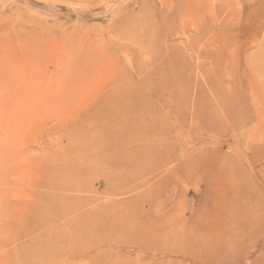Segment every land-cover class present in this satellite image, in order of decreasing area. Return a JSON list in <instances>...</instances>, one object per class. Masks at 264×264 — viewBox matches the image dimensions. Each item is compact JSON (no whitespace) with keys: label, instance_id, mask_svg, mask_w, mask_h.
<instances>
[{"label":"rangeland","instance_id":"obj_1","mask_svg":"<svg viewBox=\"0 0 264 264\" xmlns=\"http://www.w3.org/2000/svg\"><path fill=\"white\" fill-rule=\"evenodd\" d=\"M158 43L169 47L160 51ZM169 55L181 69V79L191 76L193 89L205 82L201 72L206 71L215 84L235 82L238 76L232 74L247 69L246 56H252L255 68H264V0H0V264H264V218L252 223L255 229L246 239L211 236L212 242L206 243L208 238L202 235L217 208L214 186L204 171H197L193 178L169 176L170 170L183 166L184 157L155 169L144 164L141 177L123 180L103 176L95 168L84 175L82 167L80 172L77 167L92 163L70 159L72 150L82 149L95 138L83 135L88 126L80 116L95 99L78 102L81 94L89 93L87 85L93 77L101 76L94 74L92 64L119 66L120 83L126 84L150 74ZM124 69L130 71L129 79L124 77ZM218 70L225 71L223 80ZM247 84L249 87L250 82ZM254 87L251 84L252 91ZM245 89L244 98L252 102V93ZM223 91L225 96L232 93ZM205 92L203 99L210 98ZM49 96L53 99H46ZM164 99L155 97L154 101L157 106L168 102V111L173 103L168 94ZM255 99L264 103V94ZM134 114L117 117L122 122L117 128L120 132L110 138L127 139L120 141L119 148H132L135 143L128 139L142 133L146 136L137 145L175 138L178 145L171 152L193 149L191 154L196 155L204 142L211 148L216 140L224 154L233 157L240 153L241 162L252 172L250 179L264 187V176L256 178L260 161L255 163L251 154L259 142L254 131L264 136L263 126H258L262 119L254 118L235 129L222 120L217 126L222 132L212 135L203 130V120L204 125L195 123L201 127L191 132L193 120L188 112L189 127L181 135L176 115ZM126 118L131 125L125 124ZM167 122L175 127L170 134L160 136L154 131ZM154 124H158L155 129ZM140 125L148 130L138 131ZM102 148V144L90 147L88 153L104 159L121 150L112 147L116 151L101 152ZM166 182L161 191L159 187ZM158 211L165 212L171 233L180 235L173 244L180 252H170L173 246L158 239L144 245L138 239L125 238L129 229L140 228L144 222L149 225L146 230L155 231L152 225L157 224L154 213ZM146 213L145 221L141 217ZM226 224L219 225L222 231ZM111 233L115 236L110 237ZM159 245L170 248L169 254L158 250Z\"/></svg>","mask_w":264,"mask_h":264},{"label":"bare ground","instance_id":"obj_2","mask_svg":"<svg viewBox=\"0 0 264 264\" xmlns=\"http://www.w3.org/2000/svg\"><path fill=\"white\" fill-rule=\"evenodd\" d=\"M163 16H165V15L163 14ZM128 23H130V22H128ZM132 25H133V29L137 28V26L134 22ZM129 28L130 27H128V29ZM142 30H143V32H145L144 29H142ZM134 31L136 32L137 29H135ZM143 45L147 46L146 43ZM168 47H169L168 43H163L162 45L160 44V46L158 43V50H160V51L165 50ZM188 50H189V47H188ZM159 54H161V53L158 52L157 56H159ZM219 54L217 53V55H219ZM246 57H247V59L246 58L243 59V63H245V65L247 64L246 71H240L238 73L234 72L232 74L234 76H238V79H236L235 82L234 81H233V83L229 82V83L225 84L224 86L222 84H219V83L215 84L214 79L212 82L211 77H209L210 74L208 75L207 71H206V72H201V75H202L205 82L203 84L197 83L194 86L195 87L194 89H193L192 82L190 79L191 76H190V78H187L186 80H183L180 78L179 75L181 73V69H179L178 64L175 63L174 57L172 55L171 56L169 55L166 59H163V61L155 69H153V71H150L151 73L147 74V76L138 79V81H133V82L130 81L126 84L120 83V80H122V79L118 75L119 74L118 71L121 70L119 66L115 65V67L111 68L109 65L104 64V62H102V64H98V65L92 64L94 67L93 69H95L94 74L96 72L98 74L101 73V76H99V78L96 75L93 77L95 79L92 80L90 82V84L87 85V89H88L89 93L88 94H86V93L81 94V96L78 99V102L84 103V101L95 99V101H93L92 105L90 107H88L87 109H85L84 112L80 114V116H81V120L85 121V124H87V126H88V130L86 131V133L82 132L83 135L89 134L90 138H91V136L95 137V138L97 136V137H99L98 138L99 140L95 139V138L94 139L91 138V141H87L85 144H83L84 147L82 149H77L74 151L72 150V152H71L72 156L70 157V159L74 160V161L84 159V160H89L90 163H92L90 165H81V166L77 167V170H79L80 167H82L83 171L80 172V170H79V172L84 173V175L89 174V172H91V171H94L91 169L95 168V171H99V173L102 172L103 176L107 175V177L117 178V179L119 178V179L123 180V179H127L129 177L135 178V177L140 176L143 172L142 166L144 164H148V166L155 169L157 167L167 166L168 164H170L174 160H176V158H178V157H184L185 161L183 162V166L182 167H175L172 170H170L169 176H174V177L179 176V177H182L183 179L187 178V176H190L191 178H193L192 176H194V175H195L194 177H196L197 171L198 172L204 171V173L206 175H208V177H206V175H205V177L207 179L208 178L212 179L211 182H212V185L214 186V190H215L214 193H215L216 202H217L215 204L217 206L214 203L213 204L217 208L214 211L215 213H213V215L211 216L212 218H209L210 224L206 226V231L203 232L204 235H202V237L206 236L208 238L207 242H206V240H203V241H201V243L202 244L204 242H206L207 244L211 243L213 240V239L211 240V236H213V237L215 236V237H218L221 239H222V237L224 239V238H229V237H233V236H235V237L236 236H239V237L243 236L244 237L245 235L247 236L248 234L253 232V229H255V227L253 226L252 223L253 222L255 223L256 221L262 220L264 218V187L256 185L255 184L256 182H254L255 179L254 180L250 179L252 172H250L248 170V168L245 166V164L241 162V160H240L241 157H239L241 155L240 153H238L236 156H233V157L228 156L230 154H224L222 152V150L220 149V145H218V141H216V140L213 141L214 144L212 146L210 145L211 148L209 146H206L205 145L206 142H204L201 145V147H199V153H197L196 155L191 154L193 149L192 150H181L180 149L181 151L177 152V153L171 152L169 149H172L173 146L178 145V141L175 138H171V139L164 138V139H160L156 142H150L149 141L148 143L145 142L142 145H137L136 141L138 142L139 139L143 140L145 138L144 136H146L145 134L141 133L142 130H141V132H139L141 134H137V136H132L133 135L132 134L131 135L132 137H130V139H128L127 142L132 143V144L135 143L134 146L132 148H129V149L119 148L120 144H121L120 141L124 140V138H122L119 142L114 138H110L111 135H114L117 132L118 126L122 123V122L121 123L117 122L118 115L121 116V114H124V115L126 114V115L130 116V115L137 113V112H142V113H144V115L145 114H147V115L155 114V116H156V114H157V116H159V118H162L165 115H168V116L169 115H176V118L179 117V120L177 121L178 122L177 125L180 128L179 131H180L181 135L189 127V125L186 123V115L188 114V112L191 114V117H192L191 120H193L192 121L193 123L190 124L191 125V130H190L191 132L195 131L198 127H201L199 124H198V126L195 125V123L199 122L200 124H202V120L205 122V123L203 122L205 125L202 124V125H204V129L203 128L202 129L205 130L206 133H208V132L213 133L212 135H214V134L218 135L219 133L222 132L219 128H217V126H220V122L222 120L223 121L227 120L226 123L229 122V125L233 129H235V128L245 127L251 121H254V118H256V119L260 118V119H262L261 121H263V122H261V124H259L258 126H259V128H261V126H263V128H264V103H259L261 101L260 100L257 101L255 99L256 96H258V98H259V97L263 96V94H264V68L263 67L255 68V64L253 62L252 56H251V58H249L248 56H246ZM176 60H177V58H176ZM154 65H155V63H154ZM113 66H114V64H113ZM2 67H3V65H2ZM89 68H91V67H89ZM186 68H187V66H186ZM224 72L225 71L218 70V75H219L220 80H223ZM123 73H124V77H126L127 79L130 78V71L129 70L124 69ZM227 73H229V72H227ZM88 79H90V77ZM258 79L261 82L259 81V83L257 84ZM244 80H246L247 83H248V81L250 82L249 87L247 86L248 85L247 83H246L247 85L244 84ZM84 82L85 81H83V83ZM251 84H253V86H256V88L254 87L253 91L251 90L253 88V87L251 88ZM245 86L250 90L252 95H254L252 97V95L249 94V97L251 96L252 102H248L247 99L244 98V92H246ZM32 87L34 90L35 89L34 86H32ZM205 89H206V91H208L207 94H210V95H205V96H210V98L205 97L203 99L204 94H206ZM223 89H225V90L230 89L229 92H232V93H230V95L225 96L226 92H224ZM167 94L170 97L169 102L172 101L171 103H173V104H171V106H169L170 110H168V111H166V107H167L166 105L168 104V102H165L164 103L165 105L161 104V106H159L160 104L158 103L159 105L157 106V103H155V101H154L155 97H156V100L158 98V99L164 101L165 95H167ZM192 94H195V95L193 97H191ZM34 95H35V93H34ZM24 96H25V94H24ZM35 96H37V95H35ZM35 96H34V99H35ZM42 96L43 95H39V97H42ZM39 97L36 100L39 101ZM249 97H247V98L249 99ZM51 98L52 97L49 96L46 99H51ZM42 99H45V96L42 97ZM23 103H26V102H23ZM5 104H7V103H5ZM12 104H13V102H12ZM15 104H16V101H15ZM18 104H19V102H18ZM10 105H11V102H10ZM10 105H9V103L7 104V106H9V107H10ZM18 108H20V107H18ZM16 109L17 108L15 106V110ZM204 109H205V111H204ZM15 110H13V112ZM29 110L32 111L31 108H29L28 111ZM65 110H66V108H65ZM60 111H61V109H60ZM202 111H204V112H202ZM16 112L20 113L21 111L18 112V110H17ZM240 116H242V117L240 118ZM187 118H188V116H187ZM129 119H130V117H129ZM129 119L126 118V121H125V124L127 126L131 125ZM168 122L163 123V124L161 123L160 124L161 128H159L158 130L155 129V126L157 127L160 122L158 124H154L153 125L154 126L153 129H155L154 131L155 132L157 131L156 133H158L160 136L162 135V133H164L165 135L170 134V131L173 128V126L170 125V123H168ZM141 124H143V123H141ZM138 125H136V126H138ZM146 126L140 125L137 129H138V131H139V129H144V131H146V130H148L147 127H149L150 125L147 127ZM220 128H222V127H220ZM174 129H175V127H174ZM174 129H172V131ZM197 130H196V132H197ZM123 131H124V129H123ZM133 132H134V130H133ZM151 132H152V129H151ZM206 133L204 132V134H206ZM254 133L258 134L257 140L259 142L257 145H254L252 147L253 151L251 154H252V159L254 160L255 163H258L260 161V163H259L260 168L258 169L259 170V172H258L259 177H256V178L261 179L262 176H264V136L262 137V135H260L261 132L260 133H259V131L257 132V129L254 131ZM149 134H151V133H149ZM129 135H130V133H129ZM100 138H102V139H100ZM125 140H127V139H125ZM99 144H102V146H103V148L100 150L101 152L102 151H104V152L116 151V149L114 150V148H112V147H118L121 150H117V152H115V154H113L110 157H106L104 159L100 158L99 156H97L95 154H89L88 153L90 147H94V146L99 145ZM186 149H188V148H186ZM155 151H159V152H155ZM60 158H62V157H60ZM145 166H147V165H145ZM149 169L150 168H147L146 170L148 171ZM89 170H91V171H89ZM133 170H134V172H132ZM255 170L257 171L256 168H255ZM144 172H145V170H144ZM197 175H198V173H197ZM167 181H168V179H167ZM262 182H264L263 179H262ZM262 182H261V184H262ZM123 184H124V182H123ZM166 184H167V182L164 183L163 185L161 184L159 189H161V191H163ZM249 187H251V190H252L251 193L252 194L249 192L250 191ZM159 194H160V192H159ZM210 201H212V199ZM208 206L211 207V205H208ZM210 207H208V208H210ZM211 208H213V207H211ZM154 214H155V217L157 218V220H156L157 224L152 225L154 227L155 231L150 230V229L146 230L147 227L149 228V225L147 224L148 222L147 223L144 222V225H142L140 228L138 227L137 229H133V230L129 229L128 232L125 233V238L138 239V240H136L137 243H143L144 242L143 243L144 245L148 244V243L155 242L158 239V240H160V242H164L166 244H169L170 246H173L171 249L169 248L170 252L172 250L176 251V252H180V249L175 248V245H173L174 243L179 242V241H176V239H178V237L180 235L171 233V228L168 224L169 221L165 220V219H167L165 217V212H163V211L159 212L158 211L157 213H154ZM204 215H206V214H204ZM144 217L145 218L148 217L147 213L141 218L145 220ZM129 220H131V219H129ZM204 220H205V218H204ZM207 220H208V218H207ZM131 222H132V220H131ZM151 223H153V222H151ZM203 223H205V222H203ZM224 223H227V224H226L225 228H223V231H222V229L220 228L219 225L221 224V226H222V225H224ZM257 224H259V223H256V225ZM152 226H151V228H153ZM259 226H261V224ZM263 227H264V224H263ZM181 231H183V229ZM202 231H203V229H202ZM233 231H236V232L233 234H230V232H233ZM113 234L114 233H111L110 234L111 236L110 235L109 236L110 237L115 236ZM187 234H188V230L186 233H183L182 236L184 237ZM196 234L197 233H195L194 236ZM244 238H242V239H244ZM247 238H249V237H247ZM204 239H206V238H204ZM226 240L228 241V239H226ZM230 240H232V239H230ZM247 240H249V239H247ZM181 241H182V239H181ZM187 241H188V239H187ZM194 241L196 242L197 240H194ZM99 243H102V241L100 240ZM231 243L233 245V242H231ZM249 243H251V242H249ZM181 244H183V243H181ZM207 244H206V247L209 246V248H211V246L207 245ZM237 244H238V241H237ZM144 245L142 247H140V245H139L140 249H142V248L144 249L145 248ZM195 245L196 244H194V246ZM222 246H223V248H225L224 247L225 243L224 244L222 243ZM228 246L229 245H227L226 247L228 248ZM232 247H231V249H232ZM214 248H215V245H214ZM169 249L164 245H159V248H158V250H160L162 252L164 251L166 253L168 252L167 250H169ZM231 249H230V251H231ZM236 249L238 250L237 247H236ZM215 251H217V250L215 249ZM225 251H226V249H225ZM244 251H246V250H244ZM213 253H212V255H213ZM218 253H219V251H218ZM240 253H242V252H240ZM167 254H169V252ZM233 254H234V252H233ZM207 255H210V254H207ZM216 255H218V254H216ZM192 256L193 255L191 254V257ZM218 256H220V255H218ZM202 257H203V255H202ZM225 257H228V256H225ZM236 257H237V255H236ZM241 257L242 256H240V258ZM185 258H186V255H185ZM187 258H189V256ZM241 259H243V257ZM238 260L239 259H237V261ZM218 261H220V259ZM158 262L160 263L161 261H158ZM177 262H178V260H177ZM207 263H209V262L207 261ZM224 263H226V262H224ZM178 264H180V263H178ZM256 264H258V263H256Z\"/></svg>","mask_w":264,"mask_h":264}]
</instances>
